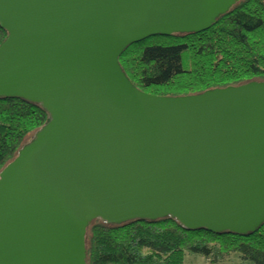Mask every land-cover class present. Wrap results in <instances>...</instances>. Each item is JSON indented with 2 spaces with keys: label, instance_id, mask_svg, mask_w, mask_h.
I'll return each mask as SVG.
<instances>
[{
  "label": "water",
  "instance_id": "95a60500",
  "mask_svg": "<svg viewBox=\"0 0 264 264\" xmlns=\"http://www.w3.org/2000/svg\"><path fill=\"white\" fill-rule=\"evenodd\" d=\"M237 1L0 0V99L48 114L0 170V264H86L94 220L238 236L264 223V82L155 96L118 64Z\"/></svg>",
  "mask_w": 264,
  "mask_h": 264
},
{
  "label": "trees",
  "instance_id": "16d2710c",
  "mask_svg": "<svg viewBox=\"0 0 264 264\" xmlns=\"http://www.w3.org/2000/svg\"><path fill=\"white\" fill-rule=\"evenodd\" d=\"M5 37L0 29V44ZM118 64L136 89L155 96L264 82V0L237 1L204 32L129 45ZM47 118L39 104L0 99V170ZM85 254L86 264H185L186 255L210 263L235 256L245 264H264V223L238 236L185 230L168 217L120 225L94 220L86 230Z\"/></svg>",
  "mask_w": 264,
  "mask_h": 264
},
{
  "label": "rangeland",
  "instance_id": "374dc122",
  "mask_svg": "<svg viewBox=\"0 0 264 264\" xmlns=\"http://www.w3.org/2000/svg\"><path fill=\"white\" fill-rule=\"evenodd\" d=\"M28 141H29V139H28ZM185 264H245V263L241 262L235 256H231L226 261H222V262H218V263H210V262L206 261L203 257L194 256V255H186L185 256Z\"/></svg>",
  "mask_w": 264,
  "mask_h": 264
}]
</instances>
